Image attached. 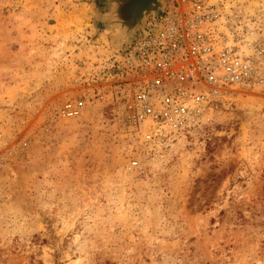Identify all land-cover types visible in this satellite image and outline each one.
<instances>
[{"label":"rangeland","instance_id":"obj_1","mask_svg":"<svg viewBox=\"0 0 264 264\" xmlns=\"http://www.w3.org/2000/svg\"><path fill=\"white\" fill-rule=\"evenodd\" d=\"M228 1L264 65V0ZM111 35L102 0H0V264H264V85L149 139Z\"/></svg>","mask_w":264,"mask_h":264},{"label":"built area","instance_id":"obj_2","mask_svg":"<svg viewBox=\"0 0 264 264\" xmlns=\"http://www.w3.org/2000/svg\"><path fill=\"white\" fill-rule=\"evenodd\" d=\"M245 15L228 0H170L151 15L114 63L126 119L148 124L149 139L182 133L237 89L264 85L263 62L246 53L255 30Z\"/></svg>","mask_w":264,"mask_h":264},{"label":"water","instance_id":"obj_3","mask_svg":"<svg viewBox=\"0 0 264 264\" xmlns=\"http://www.w3.org/2000/svg\"><path fill=\"white\" fill-rule=\"evenodd\" d=\"M164 0H102L104 18L117 52L131 45L138 30L146 32L145 23L163 9Z\"/></svg>","mask_w":264,"mask_h":264},{"label":"bare ground","instance_id":"obj_4","mask_svg":"<svg viewBox=\"0 0 264 264\" xmlns=\"http://www.w3.org/2000/svg\"><path fill=\"white\" fill-rule=\"evenodd\" d=\"M164 1H165V0H164ZM168 3H170V0H166L165 2H163V6L165 5L164 8L167 6ZM164 8H163V9H164ZM163 9H160L156 14H159L160 11H162ZM237 90H239V89H237Z\"/></svg>","mask_w":264,"mask_h":264}]
</instances>
